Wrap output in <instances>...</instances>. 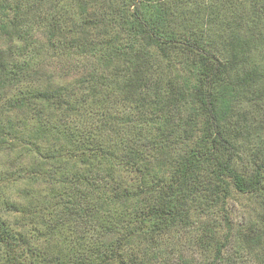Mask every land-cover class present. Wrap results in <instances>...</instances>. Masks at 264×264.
Returning a JSON list of instances; mask_svg holds the SVG:
<instances>
[{
    "label": "clouds",
    "instance_id": "1",
    "mask_svg": "<svg viewBox=\"0 0 264 264\" xmlns=\"http://www.w3.org/2000/svg\"><path fill=\"white\" fill-rule=\"evenodd\" d=\"M0 264H264V0H0Z\"/></svg>",
    "mask_w": 264,
    "mask_h": 264
}]
</instances>
